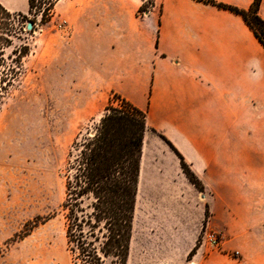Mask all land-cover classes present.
<instances>
[{
	"label": "crops",
	"instance_id": "crops-1",
	"mask_svg": "<svg viewBox=\"0 0 264 264\" xmlns=\"http://www.w3.org/2000/svg\"><path fill=\"white\" fill-rule=\"evenodd\" d=\"M155 1L159 17L152 10L136 21L128 0H82L64 14L70 25L55 46L60 71H75L78 85L105 101L113 93L145 110L144 141H157L149 131L163 134L227 209L230 230L246 234V224L264 216V46L227 9ZM215 1L248 8L253 0ZM0 4L28 11V0ZM258 13L264 19V0ZM156 180L142 154L137 197Z\"/></svg>",
	"mask_w": 264,
	"mask_h": 264
},
{
	"label": "rangeland",
	"instance_id": "rangeland-1",
	"mask_svg": "<svg viewBox=\"0 0 264 264\" xmlns=\"http://www.w3.org/2000/svg\"><path fill=\"white\" fill-rule=\"evenodd\" d=\"M81 2L58 0L45 23L40 11L0 9V264H73L61 206L68 153L115 98L109 93L105 101L84 82L79 86L75 71H60L55 46L66 42L70 25L64 14ZM128 6L136 21L147 9L159 17L155 0ZM29 19L36 24L27 30ZM149 135L157 141L143 139L142 154L157 183L145 184L136 198L127 264H264V216L246 224V234L231 231L214 193L192 184L173 151L157 133ZM210 231L217 244L208 240Z\"/></svg>",
	"mask_w": 264,
	"mask_h": 264
},
{
	"label": "trees",
	"instance_id": "trees-1",
	"mask_svg": "<svg viewBox=\"0 0 264 264\" xmlns=\"http://www.w3.org/2000/svg\"><path fill=\"white\" fill-rule=\"evenodd\" d=\"M57 1L28 0L27 12L40 11L41 23L48 22ZM197 1L240 15L264 46V19L258 13L261 0H253L248 8L215 0ZM0 9L6 10L1 4ZM142 11L140 6L137 13ZM151 11H144L145 16ZM29 20L36 24L34 19ZM27 51L28 46L23 44L20 52ZM146 130V111L115 95L109 99L98 123L80 139L76 136L73 140L65 167V196L61 205L73 264H127ZM158 134L178 156L188 180L200 189L201 181L179 151L163 134Z\"/></svg>",
	"mask_w": 264,
	"mask_h": 264
},
{
	"label": "built area",
	"instance_id": "built-area-1",
	"mask_svg": "<svg viewBox=\"0 0 264 264\" xmlns=\"http://www.w3.org/2000/svg\"><path fill=\"white\" fill-rule=\"evenodd\" d=\"M67 24V20L66 19H61L58 26L59 28L63 29L64 27H66ZM208 240L212 243V244H217V237L214 234V232H207L206 233Z\"/></svg>",
	"mask_w": 264,
	"mask_h": 264
},
{
	"label": "water",
	"instance_id": "water-1",
	"mask_svg": "<svg viewBox=\"0 0 264 264\" xmlns=\"http://www.w3.org/2000/svg\"><path fill=\"white\" fill-rule=\"evenodd\" d=\"M33 24L31 21H28L27 24H26V29L27 30H30L32 28Z\"/></svg>",
	"mask_w": 264,
	"mask_h": 264
}]
</instances>
